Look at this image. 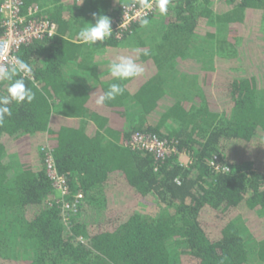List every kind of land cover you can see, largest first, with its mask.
<instances>
[{
  "label": "trees",
  "instance_id": "obj_1",
  "mask_svg": "<svg viewBox=\"0 0 264 264\" xmlns=\"http://www.w3.org/2000/svg\"><path fill=\"white\" fill-rule=\"evenodd\" d=\"M131 2L24 0L57 33L21 48L35 99L13 102L0 125V264H264V0H171L146 27L79 39L93 13L112 20ZM119 56L144 73L117 80ZM113 83L124 94L97 105ZM138 130L180 153L157 162L127 147ZM44 146L68 200L83 193L71 214L54 199Z\"/></svg>",
  "mask_w": 264,
  "mask_h": 264
},
{
  "label": "built area",
  "instance_id": "obj_2",
  "mask_svg": "<svg viewBox=\"0 0 264 264\" xmlns=\"http://www.w3.org/2000/svg\"><path fill=\"white\" fill-rule=\"evenodd\" d=\"M231 1L238 2L242 0ZM150 2L153 5L151 10H142L139 4L135 2L123 4L120 16L111 20L113 33L117 37H121L125 30L139 21V18L135 15L137 12H147L148 17L156 11L155 0ZM23 7L24 0H2L0 4L1 25L3 27V31L0 33V63L9 62L13 57L20 58L23 45L38 39L53 37L57 33V24L42 13L43 9L40 5H32L26 10ZM31 79H35L33 73ZM125 145L134 150L149 152L157 162H162L169 156L180 153L176 143L156 134L140 130L135 131L126 139ZM43 148L46 152L47 172L56 191L54 199L62 205L64 213L71 214L78 209L81 199L84 197L83 193L76 194L74 203L68 200L67 197L71 194V190L67 177L58 170L50 148L48 146ZM184 156L186 159H184ZM181 158L182 162H191L190 156L186 152L181 153ZM217 159L218 156L216 155L213 163ZM216 168L220 169L221 164H218ZM222 169L228 170L227 167Z\"/></svg>",
  "mask_w": 264,
  "mask_h": 264
},
{
  "label": "clouds",
  "instance_id": "obj_3",
  "mask_svg": "<svg viewBox=\"0 0 264 264\" xmlns=\"http://www.w3.org/2000/svg\"><path fill=\"white\" fill-rule=\"evenodd\" d=\"M83 0H81V3ZM142 10H151L153 5L150 0H137ZM171 0H155V8L158 9L161 16H166L169 12ZM136 17L142 27L149 24L147 12H137ZM95 22H90L87 26L81 28L78 33L79 39L85 44L94 45L97 42H103L110 38L113 29L111 18L104 14L93 13ZM139 51V50H137ZM144 54H147L145 52ZM143 66L138 64L132 57L119 56L112 61L110 73L117 80H128L138 77L144 73ZM33 73L32 67L23 59L13 57L11 61L0 63V81H9L6 94L0 95V125H3L5 117L12 115L10 105L15 102L21 104L31 103L35 99V93L31 87L26 85V79H31ZM14 77H19L13 79ZM125 88L119 83H113L106 92L96 98L97 105H103L106 101L115 100L117 96L123 95ZM223 264V261L221 262Z\"/></svg>",
  "mask_w": 264,
  "mask_h": 264
},
{
  "label": "rangeland",
  "instance_id": "obj_4",
  "mask_svg": "<svg viewBox=\"0 0 264 264\" xmlns=\"http://www.w3.org/2000/svg\"><path fill=\"white\" fill-rule=\"evenodd\" d=\"M149 35H150V32H149V34L148 35H143V37L145 38V39H147V37H149ZM147 40H150V39H147ZM71 73L73 74V75H79L78 73H76V70H71ZM79 79L81 82H84L85 84H89V80H88V78L86 77V76H84L83 74L82 75H79L78 77H76V79ZM189 87H191V85L189 86ZM192 87H193V85H192ZM193 88H191V90H192ZM13 242L14 241H11L9 244H8V247H11L12 248V246H14L13 245ZM13 249V248H12ZM15 249V248H14Z\"/></svg>",
  "mask_w": 264,
  "mask_h": 264
},
{
  "label": "crops",
  "instance_id": "obj_5",
  "mask_svg": "<svg viewBox=\"0 0 264 264\" xmlns=\"http://www.w3.org/2000/svg\"><path fill=\"white\" fill-rule=\"evenodd\" d=\"M88 86H90V84H88ZM184 159H186V157L184 156Z\"/></svg>",
  "mask_w": 264,
  "mask_h": 264
}]
</instances>
